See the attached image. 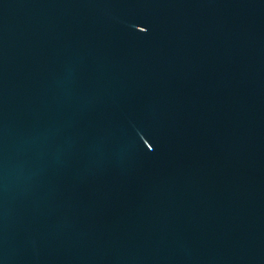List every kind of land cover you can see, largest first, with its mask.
I'll list each match as a JSON object with an SVG mask.
<instances>
[{
	"label": "water",
	"instance_id": "obj_1",
	"mask_svg": "<svg viewBox=\"0 0 264 264\" xmlns=\"http://www.w3.org/2000/svg\"><path fill=\"white\" fill-rule=\"evenodd\" d=\"M0 264H264V0H0Z\"/></svg>",
	"mask_w": 264,
	"mask_h": 264
}]
</instances>
